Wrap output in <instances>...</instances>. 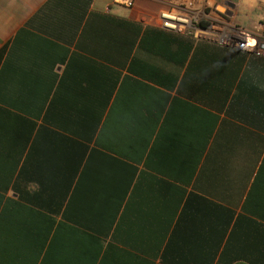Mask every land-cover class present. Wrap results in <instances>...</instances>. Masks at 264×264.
I'll return each instance as SVG.
<instances>
[{
  "label": "crops",
  "instance_id": "crops-1",
  "mask_svg": "<svg viewBox=\"0 0 264 264\" xmlns=\"http://www.w3.org/2000/svg\"><path fill=\"white\" fill-rule=\"evenodd\" d=\"M237 1L255 34L264 8ZM160 9L0 0V264H264V53Z\"/></svg>",
  "mask_w": 264,
  "mask_h": 264
},
{
  "label": "built area",
  "instance_id": "built-area-1",
  "mask_svg": "<svg viewBox=\"0 0 264 264\" xmlns=\"http://www.w3.org/2000/svg\"><path fill=\"white\" fill-rule=\"evenodd\" d=\"M161 5L158 14L162 30L208 42L220 47L249 53L264 50V39L256 38L237 23L240 3L237 0H155ZM133 8L136 0H117Z\"/></svg>",
  "mask_w": 264,
  "mask_h": 264
},
{
  "label": "trees",
  "instance_id": "trees-1",
  "mask_svg": "<svg viewBox=\"0 0 264 264\" xmlns=\"http://www.w3.org/2000/svg\"><path fill=\"white\" fill-rule=\"evenodd\" d=\"M165 35H167L168 38L165 39L164 41H162L161 43H159L156 50H153L154 53L156 55H159L160 57L171 60V61L175 62L176 64L184 65L186 63V61L188 60L190 53L193 50V47H194L193 42L191 40H188V39H185V38H182L179 36L168 35V34H165ZM172 45L176 46V49L174 51H171ZM211 98L214 100L213 94H212ZM209 104L210 103H208V105ZM162 110L161 109L159 110L160 111L158 114L159 119L161 118ZM208 118H209L208 120H210L208 122H211V120H213L214 117L212 115L208 114ZM109 202L110 201H108V205H105V203H103L101 205H96V207H95L96 217L99 218L100 220H102L103 214L106 216L108 215L107 212L110 210L109 209V205H110Z\"/></svg>",
  "mask_w": 264,
  "mask_h": 264
},
{
  "label": "rangeland",
  "instance_id": "rangeland-1",
  "mask_svg": "<svg viewBox=\"0 0 264 264\" xmlns=\"http://www.w3.org/2000/svg\"><path fill=\"white\" fill-rule=\"evenodd\" d=\"M249 1H252V3L256 6H261L262 8H264V0H242L243 7H246ZM255 25H256L255 30H254L255 37L260 38L262 36L264 39V19H259V21H257ZM259 53L263 54L264 50L263 49L260 50Z\"/></svg>",
  "mask_w": 264,
  "mask_h": 264
}]
</instances>
